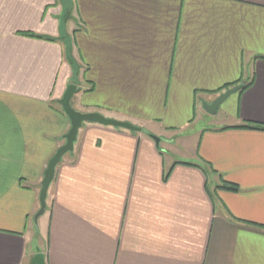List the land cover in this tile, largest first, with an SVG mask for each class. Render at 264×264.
Returning a JSON list of instances; mask_svg holds the SVG:
<instances>
[{"label": "crops", "instance_id": "0c3cea01", "mask_svg": "<svg viewBox=\"0 0 264 264\" xmlns=\"http://www.w3.org/2000/svg\"><path fill=\"white\" fill-rule=\"evenodd\" d=\"M69 84L75 110L142 131L84 124L36 224ZM250 124L264 126V0H0V264H264Z\"/></svg>", "mask_w": 264, "mask_h": 264}, {"label": "water", "instance_id": "95a60500", "mask_svg": "<svg viewBox=\"0 0 264 264\" xmlns=\"http://www.w3.org/2000/svg\"><path fill=\"white\" fill-rule=\"evenodd\" d=\"M244 85L236 86L230 88L220 94L218 98L212 104H204L205 110L214 115L218 112L220 106L232 95L240 92L243 89ZM82 91L81 88L77 87L75 84H69L63 95V97L58 101L61 105L64 113L68 116L71 124L69 132L65 136V144L61 146L55 155L51 158L48 163L47 169L44 174V178L41 183L40 190V210L34 217V222L37 224L38 219L41 218L47 211V197L51 184L54 181L56 169L61 163L64 156L68 153L73 152L74 144L77 140L78 133L80 129L83 128L86 123H97L103 126H110L115 128H123L130 130L132 132H141L142 128L133 125L130 122L119 121L112 118H106L105 116L97 112H80L75 110L72 106V99L75 95L79 94ZM149 136L155 140L156 143H160L161 138H158L155 135L149 134ZM31 264H47L46 259L43 253H37L31 259Z\"/></svg>", "mask_w": 264, "mask_h": 264}, {"label": "trees", "instance_id": "16d2710c", "mask_svg": "<svg viewBox=\"0 0 264 264\" xmlns=\"http://www.w3.org/2000/svg\"><path fill=\"white\" fill-rule=\"evenodd\" d=\"M66 0H63V2H65ZM71 9L68 7L66 12H65V18L66 20H68L70 17H71ZM247 128H250V129H254V130H261V131H264V126L262 125H257V124H250V125H246ZM225 189L229 190V191H237V188L232 185V184H225L223 186Z\"/></svg>", "mask_w": 264, "mask_h": 264}, {"label": "rangeland", "instance_id": "374dc122", "mask_svg": "<svg viewBox=\"0 0 264 264\" xmlns=\"http://www.w3.org/2000/svg\"><path fill=\"white\" fill-rule=\"evenodd\" d=\"M71 11H72V9H71ZM232 96H233V95H232ZM224 103H225V102H224ZM229 104L232 105V104H233V100L231 101V100L228 99V101H226V106L229 105ZM196 121H197V120H196ZM208 121H209V119H205V120H203V121H202V120H198V121H197V122H198L197 125H198V127H207L206 124H207ZM198 127H197V128H198ZM190 132H192V131H190ZM188 134H189V133H184V134H182V135H181V138H187V137H189ZM177 148H179V147H177Z\"/></svg>", "mask_w": 264, "mask_h": 264}]
</instances>
